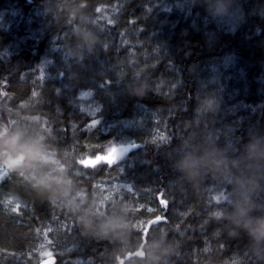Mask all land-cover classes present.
<instances>
[{
  "label": "trees",
  "instance_id": "16d2710c",
  "mask_svg": "<svg viewBox=\"0 0 264 264\" xmlns=\"http://www.w3.org/2000/svg\"><path fill=\"white\" fill-rule=\"evenodd\" d=\"M4 126L0 264H264V0H0Z\"/></svg>",
  "mask_w": 264,
  "mask_h": 264
},
{
  "label": "clouds",
  "instance_id": "9594fccd",
  "mask_svg": "<svg viewBox=\"0 0 264 264\" xmlns=\"http://www.w3.org/2000/svg\"><path fill=\"white\" fill-rule=\"evenodd\" d=\"M223 6H221V9ZM0 132H3V136H0V164L6 165L9 168H13L17 165H21L26 160L31 163L35 160H40L44 163H51L53 165L58 166V170L63 171L64 165H60L59 162L55 159V157L49 152L46 151L48 146L44 144V137H23L22 134H18L16 138V145L14 149L10 152L7 150L5 145L7 141L4 139V136L7 135V127L4 126L0 129ZM117 149L114 147L113 151L108 155L101 156V154H97L96 156H87L83 159H77V163L83 167H95L100 162H106L111 165L117 162L116 158ZM120 152H123V148L120 149ZM67 183H71V181H67ZM77 195H82V193H77ZM159 196V194H158ZM163 205H167V201L161 200ZM161 219H166V217H156L155 222H158ZM125 223H128L125 221ZM153 220H149L148 224L143 226L142 237H146L148 227L151 226ZM130 228H139L140 223L133 222L129 224ZM133 255L143 256L144 253L141 250H137L135 253L128 252L126 256L131 257ZM42 264H48L47 261L42 262ZM122 264V261H121Z\"/></svg>",
  "mask_w": 264,
  "mask_h": 264
},
{
  "label": "water",
  "instance_id": "95a60500",
  "mask_svg": "<svg viewBox=\"0 0 264 264\" xmlns=\"http://www.w3.org/2000/svg\"><path fill=\"white\" fill-rule=\"evenodd\" d=\"M138 146V144H126V145H123V146H120L119 148H116L117 149V153L116 152V156H122L124 155L125 153H127L128 151H130L131 149H134ZM123 148V152L121 153L120 152V149ZM44 261H47L48 264H54L55 261H56V257L54 255H47L45 257H43L39 262L38 264H42V262Z\"/></svg>",
  "mask_w": 264,
  "mask_h": 264
},
{
  "label": "rangeland",
  "instance_id": "374dc122",
  "mask_svg": "<svg viewBox=\"0 0 264 264\" xmlns=\"http://www.w3.org/2000/svg\"><path fill=\"white\" fill-rule=\"evenodd\" d=\"M120 186H121V184H116V183L112 187H108L107 185H104L102 187L104 191H102V193H101V196L103 197V200H104V198H109V194L111 192H113L114 190L120 188ZM105 200H108V199H105ZM101 202L103 203L104 201H101Z\"/></svg>",
  "mask_w": 264,
  "mask_h": 264
},
{
  "label": "snow or ice",
  "instance_id": "6c2138e0",
  "mask_svg": "<svg viewBox=\"0 0 264 264\" xmlns=\"http://www.w3.org/2000/svg\"><path fill=\"white\" fill-rule=\"evenodd\" d=\"M97 123H98V122H97ZM96 125H97V124H96ZM88 126H92L91 123H90V125H87L86 128H87ZM97 151H100V150H97ZM158 194H159V196L157 195V199L159 200V203H160L161 200L167 201V199L164 198V193H162V192L159 191ZM167 203H168V201H167ZM163 206H165V205H163ZM166 206H167V205H166ZM166 206H165V207H166Z\"/></svg>",
  "mask_w": 264,
  "mask_h": 264
}]
</instances>
